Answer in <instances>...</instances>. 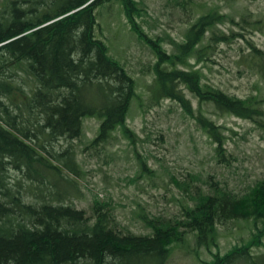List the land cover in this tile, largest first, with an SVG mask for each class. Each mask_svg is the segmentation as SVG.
Segmentation results:
<instances>
[{"label": "trees", "instance_id": "16d2710c", "mask_svg": "<svg viewBox=\"0 0 264 264\" xmlns=\"http://www.w3.org/2000/svg\"><path fill=\"white\" fill-rule=\"evenodd\" d=\"M115 2L157 58L148 68L155 76L152 100L179 103L210 137L217 163H231L226 138L203 106L264 127L261 94H228L204 82L202 71L185 68L190 59L210 61L220 44L242 39L246 63L264 78V50L241 33L219 30L232 23L248 31L261 23L252 14L236 23L210 0L213 5L190 25L184 41L171 40L169 53L163 38L150 39L139 27L144 8L138 0H6L0 7V264H165L172 246L184 244L186 236L210 250L218 246V226L234 222L251 223L250 238L223 255L212 252V260L202 264H264V253H252L264 248V178L236 191L212 175L204 188L199 174L189 173L176 181L189 199L179 216H140L148 234L123 226L111 199L94 194L88 212L69 198L82 173L72 141L82 137L86 118H97L100 126L85 150L106 144L116 132L132 144L136 140L127 125L136 81L96 36L97 9ZM192 3L181 2L184 23ZM61 140L70 144L58 150ZM137 156L141 170L149 171Z\"/></svg>", "mask_w": 264, "mask_h": 264}, {"label": "rangeland", "instance_id": "374dc122", "mask_svg": "<svg viewBox=\"0 0 264 264\" xmlns=\"http://www.w3.org/2000/svg\"><path fill=\"white\" fill-rule=\"evenodd\" d=\"M6 0H0V7ZM144 8L137 17L144 34L153 40L163 38V47L174 51V42L184 41L190 25L199 15L206 12L213 3L210 0H192L188 6L191 19L184 23L183 0H138ZM220 12L230 14L236 23L241 15L252 14L259 24H250L248 31L239 24L226 23L220 31L231 35L241 33L264 50V0H214ZM98 27L96 36L109 50V55L121 63L136 81L137 97L134 99L127 125L136 134L135 143L126 140L121 133H114L112 140L97 149L85 150L96 137L100 120L86 118L83 135L72 141L81 166L78 191L69 189V198L81 209L90 211L97 194L100 200L111 199L115 205L118 221L135 234H148L140 216H179L189 199L177 187L176 181L184 180L189 173L199 174L200 185L207 186L208 176L219 185H227L241 191L264 178V127L230 114H223L212 106H203L208 118L222 127L225 147L230 156V165L219 164L215 159L214 144L201 131L179 103L171 100L155 104L152 91L155 76L148 68L157 62L148 43L138 38L127 22L122 5L115 2L97 9ZM144 39V38H143ZM220 44L212 60L196 62L190 59L186 69L202 71L203 81L220 88L228 94L248 98L257 94L264 97V78L256 69L248 66L240 48H246L245 41ZM180 68H184L181 67ZM193 110L199 104L188 92ZM69 142L61 140L55 145L61 150ZM144 158L149 171H142L140 160ZM13 178L18 175L12 173ZM62 184V183H60ZM62 190L63 186L60 187ZM66 189V188H65ZM252 224L234 222L219 225L217 247L210 250L199 247L193 236H186L184 244L172 246L165 264H202L212 260V252L221 255L232 247L245 243L251 236ZM254 254L264 253V248H255ZM142 264V263H139Z\"/></svg>", "mask_w": 264, "mask_h": 264}]
</instances>
